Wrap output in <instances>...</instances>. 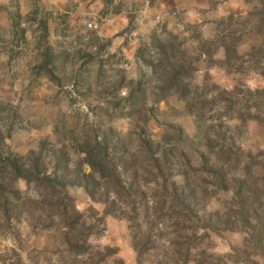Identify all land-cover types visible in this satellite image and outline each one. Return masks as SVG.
<instances>
[{
    "label": "rangeland",
    "instance_id": "1",
    "mask_svg": "<svg viewBox=\"0 0 264 264\" xmlns=\"http://www.w3.org/2000/svg\"><path fill=\"white\" fill-rule=\"evenodd\" d=\"M244 3L0 1V264H264V0Z\"/></svg>",
    "mask_w": 264,
    "mask_h": 264
},
{
    "label": "crops",
    "instance_id": "2",
    "mask_svg": "<svg viewBox=\"0 0 264 264\" xmlns=\"http://www.w3.org/2000/svg\"><path fill=\"white\" fill-rule=\"evenodd\" d=\"M1 2L4 0H0ZM48 4L56 6L61 9L65 6L66 0H46ZM142 1V0H132ZM151 6L146 5V11L142 13L144 16L155 15L159 17H175L180 18L182 21H190L198 16H211L226 14L233 9L245 7L244 0H143ZM79 14L83 12L82 8L76 9ZM122 14H117L112 23V20L107 21V25H103V29L107 30L110 26H121L123 21ZM118 27V28H119Z\"/></svg>",
    "mask_w": 264,
    "mask_h": 264
}]
</instances>
